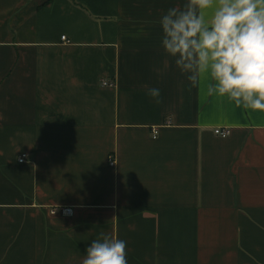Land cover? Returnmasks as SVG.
Returning a JSON list of instances; mask_svg holds the SVG:
<instances>
[{
    "label": "crops",
    "instance_id": "0c3cea01",
    "mask_svg": "<svg viewBox=\"0 0 264 264\" xmlns=\"http://www.w3.org/2000/svg\"><path fill=\"white\" fill-rule=\"evenodd\" d=\"M183 2L0 0V264H82L101 232L128 264H264V112L165 56Z\"/></svg>",
    "mask_w": 264,
    "mask_h": 264
},
{
    "label": "clouds",
    "instance_id": "9594fccd",
    "mask_svg": "<svg viewBox=\"0 0 264 264\" xmlns=\"http://www.w3.org/2000/svg\"><path fill=\"white\" fill-rule=\"evenodd\" d=\"M158 24L159 47L191 88L264 112V0H184ZM146 94L162 102L159 88ZM82 264H128L127 241L101 232Z\"/></svg>",
    "mask_w": 264,
    "mask_h": 264
},
{
    "label": "built area",
    "instance_id": "2783aa9c",
    "mask_svg": "<svg viewBox=\"0 0 264 264\" xmlns=\"http://www.w3.org/2000/svg\"><path fill=\"white\" fill-rule=\"evenodd\" d=\"M63 39L66 40V37L63 36ZM103 84H105V85H114L113 83H109L108 81H103ZM214 132H215L217 135H219V136L227 137V136L230 134L231 130H230L229 128H224V129H223V128H221V127H216L215 130H214ZM153 133H154V136H156V135L158 134V129L155 128L154 131H153ZM27 158H28V155H27L26 153H24V154H22V155L19 157V162H25V161L27 160ZM110 164L114 166V165H115V160L111 158V160H110ZM60 209H61V213H62L63 215L71 216V215L74 214V209H73L72 207H62V208H60ZM68 209L71 210V214H66V210H68ZM52 213H57V209L54 208V209L52 210Z\"/></svg>",
    "mask_w": 264,
    "mask_h": 264
}]
</instances>
